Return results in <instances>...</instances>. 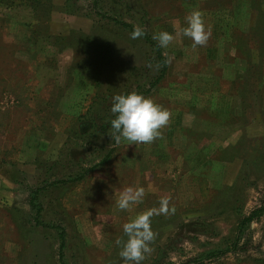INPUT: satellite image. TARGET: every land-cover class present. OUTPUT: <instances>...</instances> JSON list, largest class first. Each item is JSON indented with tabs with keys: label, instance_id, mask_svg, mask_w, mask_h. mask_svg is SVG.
Returning a JSON list of instances; mask_svg holds the SVG:
<instances>
[{
	"label": "rangeland",
	"instance_id": "1",
	"mask_svg": "<svg viewBox=\"0 0 264 264\" xmlns=\"http://www.w3.org/2000/svg\"><path fill=\"white\" fill-rule=\"evenodd\" d=\"M253 1L56 0L76 7L53 14L54 33L72 30L111 48L95 88L72 69L83 53L36 39L33 12L0 0V264H125L115 243L127 239L123 223L162 198L170 211L151 217L152 252L142 264H264V213L234 251L206 260L232 250L241 220L264 207V24L255 10L264 0ZM194 10L211 30L204 46L181 34ZM115 20L147 36L133 40ZM158 31L174 36L166 49L152 39ZM133 91L170 119L149 143L162 150L159 189L149 184L140 204L121 211L116 200L135 184L109 182L113 172L101 167L116 143L96 130L80 138L74 122L90 107L109 122L112 97Z\"/></svg>",
	"mask_w": 264,
	"mask_h": 264
},
{
	"label": "clouds",
	"instance_id": "2",
	"mask_svg": "<svg viewBox=\"0 0 264 264\" xmlns=\"http://www.w3.org/2000/svg\"><path fill=\"white\" fill-rule=\"evenodd\" d=\"M145 34L143 28L137 26L130 34V38L135 40ZM181 34L192 40L193 47L204 46L208 42L211 30L206 27L202 14L194 10L186 17V26L182 28ZM152 39L157 41L160 48L166 49L174 40V36L167 31H158L153 33ZM149 67L152 65L149 64ZM110 112L112 118L109 121V135L116 144L122 141H127L128 145L152 143L161 137V130L170 119V112L167 109L156 103L152 97L135 91L114 95ZM144 195L143 187H126L116 200V207L121 211L128 210L133 205L140 204ZM169 211L167 199L162 198L158 209L147 210L123 223L122 231L127 239H117L115 243L119 248L118 255L125 264H142L146 256L152 252L150 242L154 240V233L151 229V217L155 214H168Z\"/></svg>",
	"mask_w": 264,
	"mask_h": 264
},
{
	"label": "trees",
	"instance_id": "3",
	"mask_svg": "<svg viewBox=\"0 0 264 264\" xmlns=\"http://www.w3.org/2000/svg\"><path fill=\"white\" fill-rule=\"evenodd\" d=\"M5 1L8 5L14 6V5H20L25 6L29 8L35 17L36 24L32 27V33L35 35L34 37L37 39L39 37H47L54 40L55 46L60 49L62 52L64 51H70L74 50L77 52L83 53L84 59L80 60L79 62H76L74 66H72L73 70L80 71L83 75V77L89 81L92 82V85L95 88H99L101 86V75L102 72L105 71L106 63L108 60L112 59L111 56V48L106 43H96L92 41V39L88 36H77V32L70 30L69 35H64V33L56 34L53 32L52 26H51V19L55 12L60 11L65 14L71 15V10L76 7L75 3L73 2V5L68 4L65 2V4L59 8L56 5V0H2ZM254 3L261 4L262 1L260 0H254ZM10 6V7H11ZM255 8V7H254ZM255 10H257L258 16V23L264 24V9L259 5V7ZM116 24H120L125 30L129 29L132 33L134 30V27L131 26L128 23L120 22L118 20H115ZM255 23L253 27H251V31L254 32L256 30ZM52 30V31H51ZM145 36H147L145 34ZM151 44L153 41L150 36L147 37V42ZM95 45H98L97 47ZM93 47H96L100 50V52L96 53V55L92 54ZM160 50V48H158ZM95 51V50H94ZM96 52V51H95ZM158 61L163 66L164 71L167 70V63H165L166 59L159 51L158 53ZM148 93V92H144ZM91 107L87 110V112L74 122V128H76L77 135L80 138H85L88 136L91 132L96 130L97 132L101 133H108L110 132V125L109 122H99L98 119L94 114H91L90 112ZM107 158L102 161V164L104 161H106ZM101 164H99L100 166ZM97 166V165H96ZM88 171V170H87ZM86 171V172H87ZM85 175H79V178L76 180H82ZM66 183V182H65ZM264 213V207L255 209L251 212L250 215L244 217L241 222L238 225L237 228V236L235 237V241L233 243V248L230 251H223V252H217L209 255L206 260L223 256L228 252L234 251L237 246L238 242L241 238V235L244 231V229L255 219H258L261 214ZM40 215V214H39ZM60 230V237L62 238V243L60 246L61 255L63 256V251L66 249L67 244L63 240L64 239V229L61 228ZM197 264V263H195Z\"/></svg>",
	"mask_w": 264,
	"mask_h": 264
},
{
	"label": "crops",
	"instance_id": "4",
	"mask_svg": "<svg viewBox=\"0 0 264 264\" xmlns=\"http://www.w3.org/2000/svg\"><path fill=\"white\" fill-rule=\"evenodd\" d=\"M63 144H64V140H62L58 148L60 149ZM107 149H106L107 160L104 161L101 167L105 169L106 174L108 173L110 174V170L113 172L112 174H114V177L109 179V182L130 183V184L132 183L135 184L134 187H143L144 191L147 188V191H145V193L148 194H150L149 189H151V186H149V184H152L153 189H157V190L159 189L158 186L155 187L153 186V184L158 183L161 177V175H159V170H158L162 162V160L160 159L162 153L161 149H159L158 147L157 148L152 147V144L128 145L127 141H122L120 144H116V145L112 144L110 146H107ZM124 149L131 151L132 153L125 155ZM146 149L147 150L150 149L151 152L149 153V159L145 160L143 153ZM134 151H136V154L134 153ZM165 151L167 150L165 149ZM165 155L167 154H164L163 156ZM119 168H121V171H119ZM130 169H131L130 174L125 173L126 170H130ZM88 174H90V172ZM158 202L159 205L160 199H158ZM152 231L155 235V230L153 228Z\"/></svg>",
	"mask_w": 264,
	"mask_h": 264
}]
</instances>
